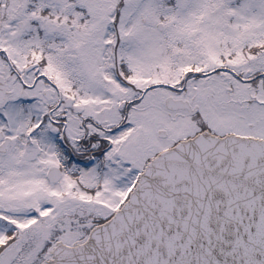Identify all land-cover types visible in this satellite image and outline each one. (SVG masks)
Returning a JSON list of instances; mask_svg holds the SVG:
<instances>
[{"label":"snow or ice","instance_id":"1","mask_svg":"<svg viewBox=\"0 0 264 264\" xmlns=\"http://www.w3.org/2000/svg\"><path fill=\"white\" fill-rule=\"evenodd\" d=\"M0 264H264V0H0Z\"/></svg>","mask_w":264,"mask_h":264}]
</instances>
